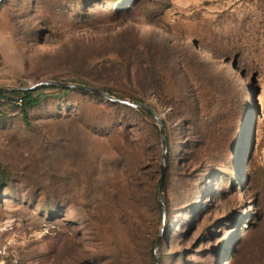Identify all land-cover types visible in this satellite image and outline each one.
I'll use <instances>...</instances> for the list:
<instances>
[{"label":"rangeland","instance_id":"rangeland-1","mask_svg":"<svg viewBox=\"0 0 264 264\" xmlns=\"http://www.w3.org/2000/svg\"><path fill=\"white\" fill-rule=\"evenodd\" d=\"M162 38L239 69L228 80L245 109L234 147L184 156L186 134L170 123L164 214L151 206L156 119L157 152L143 113L90 92L43 89L26 118L0 104V264H155L161 229L159 264H264V0H2L0 86L85 82L158 106L136 78L145 65L131 79L90 74L123 46Z\"/></svg>","mask_w":264,"mask_h":264},{"label":"trees","instance_id":"trees-1","mask_svg":"<svg viewBox=\"0 0 264 264\" xmlns=\"http://www.w3.org/2000/svg\"><path fill=\"white\" fill-rule=\"evenodd\" d=\"M180 48L183 50L178 55ZM144 49H148L150 53H145ZM197 50L196 47L189 48L179 44L174 47L171 40L166 38H162L159 41L151 40L147 47L143 46L142 48L140 43H134L129 46H123L119 51L114 52L115 58L112 61H107L109 64L107 63L108 67H106L107 65L105 68L103 67L105 70L99 71L100 73L90 74L91 80H96L97 77L131 79L132 68L145 65L143 75L140 77L139 72L136 78L137 80L141 78L140 83L145 92L153 93L158 99V106L149 105L153 106L159 114L164 113L162 119L166 128L169 159L172 152L170 123L180 129L182 134H186V141L183 142L184 146L182 145L181 154L184 156L191 155V158L198 156L201 159V157L207 156L213 151L220 156L225 149L234 147L241 131V120L245 109L243 103L230 97L231 88L230 84H228V80L233 82L239 75V69L235 67L229 70L228 67H225L222 70L219 67L221 64L219 56L215 52L218 63L211 67L209 62ZM202 61L206 63V69ZM201 68L203 70H200ZM77 83L99 88L111 95L115 94L112 90L106 88L85 82ZM47 88L90 92L79 88L53 85H40L26 89L8 88L9 90H0V104L7 105L12 103L26 118L28 110L36 107L41 102V90ZM90 93L104 97L95 92ZM107 100L116 104H124L110 99ZM137 103L145 102L138 100ZM123 106L143 113L150 120L152 139L155 143L153 149L156 151V148H158L159 151V137L154 132L155 116L153 113L143 107L126 104ZM191 136L193 139H191ZM188 160H184L183 163ZM168 168L166 169V176ZM152 186H148L144 192L145 199L151 196ZM151 206L156 209H162L160 200H154V204ZM139 208L141 209H138L140 215L139 217L135 216V220L139 221L137 229L144 227L146 221L144 215L148 205L140 204ZM152 255L155 256V250Z\"/></svg>","mask_w":264,"mask_h":264},{"label":"water","instance_id":"water-1","mask_svg":"<svg viewBox=\"0 0 264 264\" xmlns=\"http://www.w3.org/2000/svg\"><path fill=\"white\" fill-rule=\"evenodd\" d=\"M40 85H53V86H60V87H70V88H79V89H84L90 92H95L97 94H100L107 99H110L112 101L120 102V103H125V104H130L132 106L136 107H143L149 109L153 115L155 116V119L157 120L160 128V136H161V144H162V163H161V176L158 180V194H159V200L162 205V210L163 213L166 214V205L164 202L163 198V188H164V182H165V176H166V169H167V163H168V144H167V135H166V128L163 122L162 117L158 113V111L151 105L147 103H130L128 101H123L122 99H119L117 97H114L113 95L109 94L106 91H103L99 88L92 87L89 85L85 84H79V83H72V82H63V81H55V80H48V81H41L39 83H36L35 85L31 86L30 88H35ZM0 90H9L8 88H4L0 86ZM252 152V151H251ZM162 234H163V229L160 231V235L157 238V241L155 243V264H159V257L157 255V250L159 248V245L161 243L162 239Z\"/></svg>","mask_w":264,"mask_h":264}]
</instances>
